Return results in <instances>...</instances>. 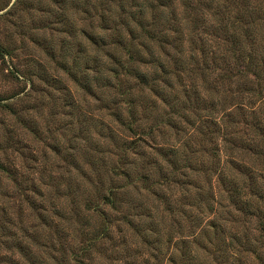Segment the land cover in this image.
<instances>
[{
	"label": "rangeland",
	"instance_id": "374dc122",
	"mask_svg": "<svg viewBox=\"0 0 264 264\" xmlns=\"http://www.w3.org/2000/svg\"><path fill=\"white\" fill-rule=\"evenodd\" d=\"M102 1L97 3L101 2L99 6L104 16L95 10L88 13L81 4L69 0L66 14L72 26L80 29L71 36L62 18L61 0H0V163L4 166L0 168V264H82V256L88 259L89 264H264V241L254 246L232 245L219 240L212 243L189 242L177 239V233L169 240V231L164 229L159 251L123 221L126 213L151 227L146 210L138 207L141 199L154 214L156 223L167 229L178 228L170 217L162 219L167 211L157 196L144 192L139 194L138 188L142 185L136 177L147 168L140 155L136 154L137 150H130L128 156L134 181L115 176L111 171L124 153V141L131 139L133 134L115 122L110 131L107 124L114 118L109 114L110 108L119 106L126 112L128 95L122 94V89H132L135 100L140 102L138 97L142 96V88L143 92H148L151 87L135 83V80L131 87L126 77L121 82L115 79L109 83L97 81L95 76L98 72L92 58L89 63L81 61L80 69L82 72L86 65L91 67L88 72L93 84L97 83V93L88 94L61 67L63 52L67 55L66 60L71 62L76 54L82 56L86 49L92 55L99 51L87 37V33L94 29L109 39L111 36L107 34L115 28L122 31L125 38L129 37L128 30L132 28L137 43L146 41L143 28L131 12L136 9L131 1L122 3L115 0L112 6L107 0ZM175 2L178 18L187 27L188 36L192 33L187 24L195 26L194 16L197 19L212 18L207 0ZM154 12L149 9V21ZM161 12L164 14L159 27L167 28L174 35L172 8L161 9ZM157 16H160V11ZM118 49L121 48L104 50L108 53L118 52ZM144 51L147 52L146 49ZM100 91L110 99L109 107L96 99ZM159 105V108L149 105L145 110L139 103L142 114L139 118L148 119L145 124L158 126L170 109L167 102H159ZM160 128H165L170 137H160L157 131L158 142L176 141L175 127L165 124ZM113 131L118 134L116 137H111ZM193 149L194 152L189 154L194 158L207 160L210 156L199 141ZM155 155L169 165L159 153ZM195 166L197 170L188 168L192 177L202 181L206 189L212 178L216 198H219L222 183L218 181L217 174L213 171L211 177L207 176L201 163L197 162ZM158 167L155 165L151 170V183L161 179ZM236 172L240 174L239 169ZM101 177L106 188L116 186L120 189V198H125L121 212L112 210L111 215L115 234L119 236L122 233L119 228H122L128 242L126 246L107 239L90 253L83 254L81 248L87 240V232L93 231L101 222V218L86 207L89 199L102 200V194L97 190ZM172 184L174 189L169 191L181 198L184 185H180V181ZM188 185L196 189V182ZM167 188L169 186L166 185ZM132 200L136 203L132 204ZM183 222L188 225L186 219ZM186 248L195 252L185 257L183 252Z\"/></svg>",
	"mask_w": 264,
	"mask_h": 264
},
{
	"label": "trees",
	"instance_id": "16d2710c",
	"mask_svg": "<svg viewBox=\"0 0 264 264\" xmlns=\"http://www.w3.org/2000/svg\"><path fill=\"white\" fill-rule=\"evenodd\" d=\"M61 1L65 27L71 36L75 35L80 29L72 26L66 14L69 0ZM73 1L81 4L88 13L95 10L104 16L99 6L101 2L97 3L99 0ZM125 1H131L133 7L136 6L131 12L145 32V42H136L132 28L128 30V38L115 28V31L107 34L111 36L109 39L94 29L87 33V37L92 46L99 48L96 54H89L86 49L82 56L76 54L68 62L63 52L60 62L73 81L88 94L97 93V83L93 84L88 72L91 67L86 65L82 72L80 69L83 62L89 63L92 58L98 72L95 76L97 81L106 80L109 83L115 79L121 82L126 77L131 87L134 80L135 83L137 81L151 87L148 92H143L142 88V96L138 97L140 102L135 100L132 89H122L121 93L128 95L126 112L119 106L110 108L109 114L114 117L107 124L110 131L115 124H120L133 134L131 139L124 141V153L111 171L115 176L121 175L134 181L131 179L133 174L128 156L130 150H137L136 154L140 155L147 168L136 177L142 185L137 186L139 194L152 193L157 196L160 205L167 211L162 219L170 217L178 228L167 229L156 223L154 214L141 199L138 207L146 210L151 227H146L126 213L123 221L159 251L164 229L169 231V240L177 233V239L189 242L212 243L219 240L232 245L243 243L254 246L264 241V35L261 29L264 0H207L212 18L197 19L194 16L195 26L187 24L192 33L189 36L187 27L178 18L175 0H119L122 3ZM107 2L112 6L115 0ZM121 6L125 9V5ZM170 7L173 10L171 24L175 26L174 35L167 28L159 27L165 12L162 13L161 9ZM150 8L155 11L151 21L148 19ZM158 11L160 16H157ZM103 27L106 30L107 25ZM112 47L121 49L105 53V48ZM96 99L106 103L107 107L111 105L110 99L102 91ZM159 102L169 104L165 120L158 126L145 124L148 119L144 121L139 118L142 114L138 104L141 103L140 107L148 110L149 105L159 108ZM99 119L101 123L104 122L100 116ZM165 124L176 128V141L158 142L157 131L160 137H170L165 128H160ZM110 135L116 137L118 134L115 131ZM198 141L210 155L207 160L189 154L194 152L193 145ZM154 150L169 165L160 161ZM197 162L202 164L207 176L211 177L213 171L217 174L218 181L222 183L219 198H216L212 178L206 189L202 181L198 182L188 171V168L197 170ZM155 165L159 166L161 179L151 183L150 173ZM0 168H4L1 163ZM179 181L180 185H184L181 198L169 191L177 185L172 183ZM195 182L196 189L193 190L188 184ZM99 184L97 190L102 194V200L89 199L86 207L100 217L101 222L93 231L87 232V240L81 248L83 254L90 253L107 239L126 246L128 242L122 228H119L122 231L119 236L115 234V222L111 215L112 210L121 212L125 198H120V189L116 186L106 188L102 177ZM166 185L169 186L167 190ZM196 194H199L198 197H195ZM134 203L136 201L132 200ZM187 208H190L189 211ZM185 219L187 226L183 222ZM186 249L183 252L185 257L195 252ZM241 251H245V248ZM87 260L82 256L81 263L89 264Z\"/></svg>",
	"mask_w": 264,
	"mask_h": 264
}]
</instances>
